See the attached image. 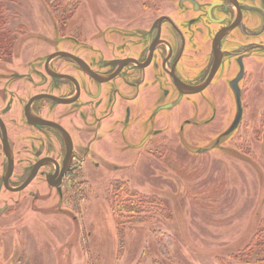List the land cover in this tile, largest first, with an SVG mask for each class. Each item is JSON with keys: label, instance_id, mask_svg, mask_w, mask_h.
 Here are the masks:
<instances>
[{"label": "flooded vegetation", "instance_id": "flooded-vegetation-1", "mask_svg": "<svg viewBox=\"0 0 264 264\" xmlns=\"http://www.w3.org/2000/svg\"><path fill=\"white\" fill-rule=\"evenodd\" d=\"M169 1L144 0L91 42L78 20L43 57L0 53V213L50 200L51 190L62 198L83 167L161 161L168 112H179L181 130L209 125L224 115L215 93L234 106L218 136L258 122L246 95L264 72V0Z\"/></svg>", "mask_w": 264, "mask_h": 264}, {"label": "rangeland", "instance_id": "rangeland-1", "mask_svg": "<svg viewBox=\"0 0 264 264\" xmlns=\"http://www.w3.org/2000/svg\"><path fill=\"white\" fill-rule=\"evenodd\" d=\"M143 1L82 0L61 23L46 0H4L7 28L17 44L12 52L20 54L17 62L30 55L43 57L60 37L76 31L78 20L84 41L91 42L98 27L104 34L113 23L123 25L136 16ZM215 95L224 115L209 125L201 120L181 130L179 112H168L161 161L142 156L138 166L121 170L83 167L76 186L68 182L62 198L51 190L50 200L20 203V211L0 213V264H223L220 257L247 264L229 255L248 244L261 221L264 225V72L258 91L246 95V116L258 122L223 132L220 139L234 106L226 100L230 96ZM97 170L96 180L88 178ZM117 181L149 200L162 201L168 217L154 211V217L137 221L121 239L108 201V188ZM39 191L48 195L49 189ZM159 230L175 238L169 258L158 250L153 232ZM258 256L264 257V247ZM251 264H264V259Z\"/></svg>", "mask_w": 264, "mask_h": 264}, {"label": "trees", "instance_id": "trees-1", "mask_svg": "<svg viewBox=\"0 0 264 264\" xmlns=\"http://www.w3.org/2000/svg\"><path fill=\"white\" fill-rule=\"evenodd\" d=\"M3 1L0 0V53L8 55L13 50L15 36L11 35L13 30L7 28L6 4ZM46 2L48 7L54 11L56 20L64 23L75 14L82 0H46ZM77 194L81 195L80 191ZM108 199L121 239L137 221L141 220L140 222H143L142 220L146 218L154 217V215H150L154 211L159 212L163 216L167 214V208L162 201L149 200L147 196L134 191L124 181H117L108 188ZM165 216L168 217L167 215ZM262 223L263 221H261L260 227H258L257 232L248 244L242 250L229 255V257L232 258L233 256V260L244 261L247 264L263 261L264 257L258 256L259 249L264 247V225ZM153 233L157 235L155 240L157 239L158 250L161 255L169 258L170 248L175 243L174 236L161 230ZM158 233L162 238L158 236ZM122 251L123 249H120L121 253ZM219 259L223 264H230L227 262V257H220Z\"/></svg>", "mask_w": 264, "mask_h": 264}, {"label": "water", "instance_id": "water-1", "mask_svg": "<svg viewBox=\"0 0 264 264\" xmlns=\"http://www.w3.org/2000/svg\"><path fill=\"white\" fill-rule=\"evenodd\" d=\"M62 53H64V52H59V53H57V54H54L53 56H55V55H59V54H62ZM68 55L72 56V58L76 59L77 61H80V59H79L78 57H76V56H74V55H72V54H69V53H68ZM188 92H197V91H188Z\"/></svg>", "mask_w": 264, "mask_h": 264}]
</instances>
